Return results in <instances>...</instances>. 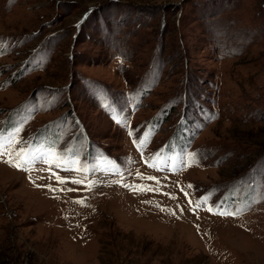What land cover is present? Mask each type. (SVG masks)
Masks as SVG:
<instances>
[{
    "label": "rangeland",
    "instance_id": "1",
    "mask_svg": "<svg viewBox=\"0 0 264 264\" xmlns=\"http://www.w3.org/2000/svg\"><path fill=\"white\" fill-rule=\"evenodd\" d=\"M5 149L0 264H264V0H0Z\"/></svg>",
    "mask_w": 264,
    "mask_h": 264
},
{
    "label": "snow or ice",
    "instance_id": "2",
    "mask_svg": "<svg viewBox=\"0 0 264 264\" xmlns=\"http://www.w3.org/2000/svg\"><path fill=\"white\" fill-rule=\"evenodd\" d=\"M143 143H144V141L141 139L140 140V144L143 145ZM17 151L19 153H21V154H24L28 150L22 145L19 149H17ZM6 154L7 155H11V153H8L6 149L4 151H0V156L6 155ZM159 155H160V153H157V156H159ZM39 162H46L47 163V161H44L43 155L41 153H39V152H31L30 155H29V158L26 159L23 164H17L16 166L18 168L22 169V170H27L29 165H35L36 163H39ZM73 162H75V161H73ZM146 163H149V166H151V167H155V165L152 164L149 161H146ZM56 166L57 167H62L60 165H56ZM176 166L177 167H183L184 166V158L183 157H181V156H177L176 157ZM52 168H53V164L52 163H48L47 171L50 174V178L52 176H55L56 177V181H57L58 184H64V183L71 182V183L83 185L86 190H88L91 187V185L87 182V178L86 177L83 180H76V179L68 180V179L59 177L55 172L52 171ZM62 170H65V169L62 168ZM71 170L78 171V169H71ZM150 179H156V178L150 177ZM122 186L130 187V188H133V189H135L137 187L135 185H122ZM48 187H49V189L51 191H56L57 190V189L51 188V186H48ZM140 188H141V190H143V186H140ZM59 190L60 191H64L65 189L61 188ZM67 190L68 191H74L75 189H67ZM181 190L183 191V189H181ZM185 195L187 196V193H185ZM75 202L80 203L82 206H86L84 204L83 200H79V201H75ZM191 203H192L191 200H189V204L190 205H191ZM223 204H224V201H221L219 204L216 205V207L218 209V213L217 214H230V215L234 214V213L228 212V210L226 208H223L222 207ZM197 207H199V205H197ZM209 210H211V209H209Z\"/></svg>",
    "mask_w": 264,
    "mask_h": 264
}]
</instances>
